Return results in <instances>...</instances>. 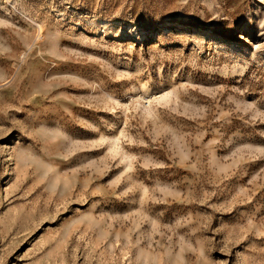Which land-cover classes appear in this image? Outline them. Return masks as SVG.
I'll use <instances>...</instances> for the list:
<instances>
[{"label": "rangeland", "instance_id": "rangeland-1", "mask_svg": "<svg viewBox=\"0 0 264 264\" xmlns=\"http://www.w3.org/2000/svg\"><path fill=\"white\" fill-rule=\"evenodd\" d=\"M0 264H264V0H0Z\"/></svg>", "mask_w": 264, "mask_h": 264}, {"label": "bare ground", "instance_id": "bare-ground-1", "mask_svg": "<svg viewBox=\"0 0 264 264\" xmlns=\"http://www.w3.org/2000/svg\"><path fill=\"white\" fill-rule=\"evenodd\" d=\"M141 88H142V92H143V93H147V94H148V90H147L145 87L142 86ZM151 96H152V95H151ZM151 96H150V97H151ZM147 102H148V101H147Z\"/></svg>", "mask_w": 264, "mask_h": 264}]
</instances>
